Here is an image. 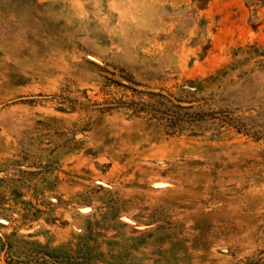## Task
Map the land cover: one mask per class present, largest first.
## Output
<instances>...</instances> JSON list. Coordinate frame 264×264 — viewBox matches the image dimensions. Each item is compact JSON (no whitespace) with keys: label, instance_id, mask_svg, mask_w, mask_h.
Segmentation results:
<instances>
[{"label":"rangeland","instance_id":"rangeland-1","mask_svg":"<svg viewBox=\"0 0 264 264\" xmlns=\"http://www.w3.org/2000/svg\"><path fill=\"white\" fill-rule=\"evenodd\" d=\"M0 264H264V0H0Z\"/></svg>","mask_w":264,"mask_h":264}]
</instances>
